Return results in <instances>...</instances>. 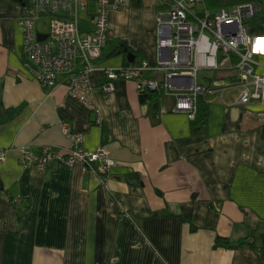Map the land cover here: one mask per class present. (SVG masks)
<instances>
[{"label":"crops","instance_id":"crops-1","mask_svg":"<svg viewBox=\"0 0 264 264\" xmlns=\"http://www.w3.org/2000/svg\"><path fill=\"white\" fill-rule=\"evenodd\" d=\"M122 1L110 11L108 41L90 74L91 108L63 76L48 86L26 67L24 8L0 0V116L22 108L0 125V150L6 151L0 264H264V88L249 103L240 101L243 74L232 55L218 68L201 69L209 71L201 77L199 71L198 81L214 89L205 94L209 116L201 131L174 110L172 94L160 119L152 117L140 95L146 80H166L157 68L163 53L158 16L174 0ZM214 4H197L190 21L206 20ZM96 7L90 1L81 13L88 22L80 23L84 35L94 29ZM49 25L45 18L38 27L42 32ZM249 32L264 77V12L250 21ZM142 60L150 68L141 78L118 79L114 91H104L106 70ZM63 123L85 135L87 150L104 147L116 160L106 178L81 162L22 163L24 150L67 153L71 139ZM219 236L234 246L217 243Z\"/></svg>","mask_w":264,"mask_h":264},{"label":"built area","instance_id":"built-area-1","mask_svg":"<svg viewBox=\"0 0 264 264\" xmlns=\"http://www.w3.org/2000/svg\"><path fill=\"white\" fill-rule=\"evenodd\" d=\"M29 11L23 14V49L27 58L26 67L44 85L54 86L61 76L70 91L80 101L94 108L92 103L91 72L95 61L102 55L108 41L109 14L112 9H121L122 0H94L96 10L91 14L94 29L83 34L80 28L81 13L88 11L93 0H25ZM205 0H174L170 8L158 16L160 40L158 47L162 53L157 68L166 74L167 86L178 98L179 111H187L196 116V101L199 95L212 93L213 88L198 81L201 69L218 68L221 62L232 55H238L240 62L236 68L243 74V90L239 97L242 103H249L261 96L264 77L256 70L257 62L252 47L253 38L247 20L261 9L259 3H246L233 8L220 7L213 16L200 23L190 21V12ZM50 19L46 31L39 30L42 19ZM211 34V35H209ZM40 36H44L41 39ZM172 45L171 52L165 46ZM150 68L147 60L129 68L106 70L110 83L105 92L115 90L118 79H139ZM249 76V79H246ZM147 86L156 89L160 82L146 80ZM178 111V112H179ZM195 114V116H194ZM65 133L73 139L67 153L49 150L36 154L24 150V165L45 166L51 160L66 165L81 162L95 166L97 172L106 174L117 164L104 147L87 150L84 135L63 124ZM6 151H0V159Z\"/></svg>","mask_w":264,"mask_h":264},{"label":"trees","instance_id":"trees-1","mask_svg":"<svg viewBox=\"0 0 264 264\" xmlns=\"http://www.w3.org/2000/svg\"><path fill=\"white\" fill-rule=\"evenodd\" d=\"M17 1H19L22 4L24 8V13L26 14L29 11L28 2L25 0H17ZM250 2L259 3L261 5L260 11L247 20V23H250L251 20L258 17L259 15L262 14V12H264V0H218L216 4L211 5V6H212V10L214 11L220 7L233 8L234 6H237L240 4H246ZM213 15L210 13V16H213ZM170 92L172 91H170L169 89L167 90V86H165V82L162 81L160 83V86L156 89H151L148 86V88L145 91L141 92L140 99L142 103L144 104L149 103L151 107L150 114L152 115V117H155L156 119L159 120L160 112L162 111V108L164 106V100L166 96H169L171 94ZM208 109H209L208 103L205 101V94L199 95L196 101V119L192 121L194 125H199L200 131H201L200 125L204 126L208 123V116H209ZM21 111H22V108L9 109L5 114L0 116V125H3L8 119L12 118L13 116L16 117ZM48 150L50 149H47L46 151ZM0 193H1V181H0ZM197 229L198 227L193 225L192 230H197ZM217 243H226L227 246H234V245H230L228 240H226V238H223L221 236L217 238ZM243 244H245V242H241L240 244L235 245V246H242Z\"/></svg>","mask_w":264,"mask_h":264},{"label":"rangeland","instance_id":"rangeland-1","mask_svg":"<svg viewBox=\"0 0 264 264\" xmlns=\"http://www.w3.org/2000/svg\"><path fill=\"white\" fill-rule=\"evenodd\" d=\"M218 0H209V2L210 3H216ZM197 13H198V15H199V17H201V18H203V17H205V13L203 12V11H201V10H199V11H197ZM80 23L82 24V25H84V24H88V22H84V20H80ZM221 66V65H220ZM204 73H209V71L208 70H201L200 71V77H201V75L202 74H204ZM160 86V85H159ZM158 86V87H159ZM157 87V88H158ZM169 88L167 87V90H168ZM170 90V89H169ZM171 91V90H170ZM168 93H169V91H168ZM172 95H175L173 92H170ZM176 96V95H175ZM177 98V97H176ZM178 99V98H177ZM177 108L180 110V108H179V104H178V100H177V104H176V107H175V111L176 112H178L179 110H177ZM179 112H184V113H186L187 115H188V117L190 118V120H194V119H196V116H195V114H194V116L195 117H193V118H191L190 117V114H188V112L187 111H179ZM64 124V123H63ZM84 135V134H83ZM85 136V135H84ZM70 139H71V142L73 141V139L71 138V137H69ZM84 139H86L85 137H84ZM55 151V150H54ZM116 166V165H115ZM114 167V166H113ZM112 167V168H113ZM111 170V169H110ZM110 170L109 171H107L106 172V174L105 175H103V173L102 172H98V174L99 175H101L102 177H105L106 178V176H108V174L110 173Z\"/></svg>","mask_w":264,"mask_h":264},{"label":"water","instance_id":"water-1","mask_svg":"<svg viewBox=\"0 0 264 264\" xmlns=\"http://www.w3.org/2000/svg\"><path fill=\"white\" fill-rule=\"evenodd\" d=\"M40 38H41V39H44L45 37H44V36H40ZM168 48H169V50L171 51V50H172V45H169ZM128 59H129L130 61H134V54H132V53L128 54Z\"/></svg>","mask_w":264,"mask_h":264},{"label":"bare ground","instance_id":"bare-ground-1","mask_svg":"<svg viewBox=\"0 0 264 264\" xmlns=\"http://www.w3.org/2000/svg\"><path fill=\"white\" fill-rule=\"evenodd\" d=\"M250 3H252V2H250ZM132 79V78H131Z\"/></svg>","mask_w":264,"mask_h":264}]
</instances>
